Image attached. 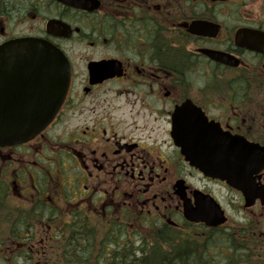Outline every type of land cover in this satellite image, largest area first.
I'll return each instance as SVG.
<instances>
[{
    "label": "flooded vegetation",
    "instance_id": "obj_1",
    "mask_svg": "<svg viewBox=\"0 0 264 264\" xmlns=\"http://www.w3.org/2000/svg\"><path fill=\"white\" fill-rule=\"evenodd\" d=\"M23 39L71 77L0 147V264H264V0H0V48ZM18 78L0 109L34 103ZM180 108L237 188L186 161Z\"/></svg>",
    "mask_w": 264,
    "mask_h": 264
},
{
    "label": "water",
    "instance_id": "obj_2",
    "mask_svg": "<svg viewBox=\"0 0 264 264\" xmlns=\"http://www.w3.org/2000/svg\"><path fill=\"white\" fill-rule=\"evenodd\" d=\"M0 74V81L13 85L20 80L19 75H34V103L0 109V146L23 144L45 130L59 112L69 88V65L63 54L47 42L16 40L0 48ZM182 113L180 108L174 116L173 136L186 160L206 176L227 180L237 188L235 180L223 173L219 146L193 133Z\"/></svg>",
    "mask_w": 264,
    "mask_h": 264
},
{
    "label": "trees",
    "instance_id": "obj_3",
    "mask_svg": "<svg viewBox=\"0 0 264 264\" xmlns=\"http://www.w3.org/2000/svg\"><path fill=\"white\" fill-rule=\"evenodd\" d=\"M185 249H188V247L185 246V245H182V246H179V247H178V250L180 251V253H181V250H185ZM182 257L184 258V257H186V256H182Z\"/></svg>",
    "mask_w": 264,
    "mask_h": 264
}]
</instances>
